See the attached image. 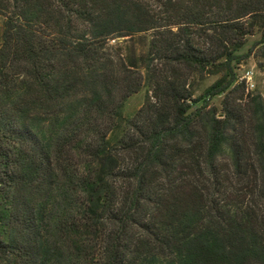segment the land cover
<instances>
[{
    "label": "trees",
    "instance_id": "16d2710c",
    "mask_svg": "<svg viewBox=\"0 0 264 264\" xmlns=\"http://www.w3.org/2000/svg\"><path fill=\"white\" fill-rule=\"evenodd\" d=\"M159 2L0 0V264H264V0Z\"/></svg>",
    "mask_w": 264,
    "mask_h": 264
},
{
    "label": "rangeland",
    "instance_id": "374dc122",
    "mask_svg": "<svg viewBox=\"0 0 264 264\" xmlns=\"http://www.w3.org/2000/svg\"><path fill=\"white\" fill-rule=\"evenodd\" d=\"M133 2H140L143 6H145L149 14L155 18L161 24H166L169 20V16H172L171 9L167 6H163L159 0H131ZM173 4V3H172ZM213 1L209 2L208 13L213 16L214 13H219V9L217 8L220 5H223L221 8L225 9L228 6L223 3H219L214 5ZM170 4H168L169 6ZM213 6V7H210ZM214 6H217L216 8ZM1 19H0V29H1ZM152 34V31L141 32V33H134L130 37L120 38L117 42L122 47L123 53L125 54L126 58L132 57H139L142 56L148 47L149 38ZM255 39V38H254ZM254 39H251L246 46V48L242 51V59H240V64L238 65L237 74L239 80H245L246 84V91L247 92H257L259 93L262 98H264V68L261 66L263 63V59H260L256 55V49L250 48L254 42ZM110 44H115L114 40L110 42ZM251 72V83H253L254 87L250 88L247 85V79H245L246 73ZM214 79L209 80H201L195 79L193 85L196 88V94H200L202 89L205 86L210 85ZM145 98V88H142L137 94L131 96L127 101L124 103L123 106V113L125 116L130 117L132 116L142 105Z\"/></svg>",
    "mask_w": 264,
    "mask_h": 264
},
{
    "label": "built area",
    "instance_id": "2783aa9c",
    "mask_svg": "<svg viewBox=\"0 0 264 264\" xmlns=\"http://www.w3.org/2000/svg\"><path fill=\"white\" fill-rule=\"evenodd\" d=\"M251 72H247L246 73V76H245V79H247V85L250 87V88H253L254 87V85H253V83H251Z\"/></svg>",
    "mask_w": 264,
    "mask_h": 264
}]
</instances>
